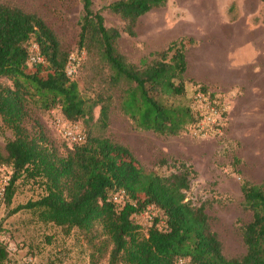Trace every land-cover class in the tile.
Segmentation results:
<instances>
[{
    "label": "trees",
    "instance_id": "1",
    "mask_svg": "<svg viewBox=\"0 0 264 264\" xmlns=\"http://www.w3.org/2000/svg\"><path fill=\"white\" fill-rule=\"evenodd\" d=\"M80 1L77 51L95 53L107 67L109 86L119 92L120 110L140 129L166 136L187 131L200 118L194 93L209 91L186 77L185 52L197 41L179 36L151 52L155 56L151 63L142 58L139 64L129 62L116 45L122 31L135 36L138 18L168 0H113L101 8H95L93 0ZM104 10L118 15L123 27L107 26ZM32 42L42 61L28 62ZM69 61L70 53L43 18L0 2V79L8 81H0V116L12 132L5 156L0 154L11 171L2 204H11L20 178L43 186L37 199L18 204L9 213L32 210L42 221L66 231L76 227L91 233L99 224L105 243L91 253L90 264H97L108 245L109 264H264V178L241 182V205L251 216L240 228L246 251L241 257H227L204 205H196L187 195L190 174L195 173L190 164L174 159L175 170L160 175L144 170L127 146L90 131L84 142H69L59 152L40 125L29 129L25 122L30 106L43 110L59 106L66 120L86 123L99 106L100 127L108 125L109 100L82 96L73 74H67ZM188 83L194 87L189 102ZM150 206L160 215L143 233L135 216ZM6 256L0 246V264Z\"/></svg>",
    "mask_w": 264,
    "mask_h": 264
},
{
    "label": "rangeland",
    "instance_id": "2",
    "mask_svg": "<svg viewBox=\"0 0 264 264\" xmlns=\"http://www.w3.org/2000/svg\"><path fill=\"white\" fill-rule=\"evenodd\" d=\"M113 0H93L95 8H101ZM27 12L39 15L57 35L61 47L75 56L73 79L78 83L84 97L102 95L110 103L109 122L100 127L99 106L94 109L93 119L66 120L59 106L48 110L29 107L25 124L33 130L40 125L48 141L59 152L71 144L62 129L66 125L81 130L85 135L103 136L127 146L141 167L160 175L174 171L173 160L190 164L195 173L190 174L188 197L196 205L203 204L209 217L211 229L222 244L227 257H241L246 249L241 236V226L250 220V212L242 208L240 185L243 180L258 183L264 178V120L256 123L251 116L248 129L231 130L229 113L221 125L203 136L180 131L166 136L151 130L135 127L119 108V92L109 86V71L93 52L77 51L80 0H0ZM105 23L121 29L123 20L109 10H104ZM238 20L248 26L264 27V1L259 0H168L165 6L153 8L140 16L134 27L135 36L121 32L116 42L118 50L129 62L139 64L142 58L151 63L155 58L151 52L164 48L168 42L179 36H191L197 43L186 49V59L194 68V59L199 58V48L216 42V36L209 34L218 26L227 27ZM260 31L255 33L261 36ZM263 33V32H262ZM209 34V35H208ZM201 49V48H200ZM257 53L260 54L262 49ZM255 63V62H254ZM260 71L261 61L256 64ZM1 82H8L0 79ZM193 85L188 83L186 100L189 102ZM227 105L226 99L213 92ZM110 97V98H109ZM12 137L10 129L4 126L0 116V154L5 156V143ZM6 168L10 170L2 159ZM11 204L0 205V246L7 252L1 264H26L31 256L34 264H90V255L95 248L104 245L101 226L96 224L91 233L74 227L66 231L51 222L42 221L32 210H20L10 214L17 206L35 200L43 193V186L32 179L20 178L15 184ZM160 215L151 206L137 214L135 220L141 224L142 232L151 224L155 215ZM161 225V223H160ZM95 235V236H94ZM108 245L97 264H109Z\"/></svg>",
    "mask_w": 264,
    "mask_h": 264
},
{
    "label": "crops",
    "instance_id": "3",
    "mask_svg": "<svg viewBox=\"0 0 264 264\" xmlns=\"http://www.w3.org/2000/svg\"><path fill=\"white\" fill-rule=\"evenodd\" d=\"M209 34L216 36V42L200 46L194 68L187 61L186 77L222 95L227 101L231 130L246 131L251 116L256 123L264 120V68L255 71L259 61L264 64V27L236 20L227 27L211 29Z\"/></svg>",
    "mask_w": 264,
    "mask_h": 264
},
{
    "label": "built area",
    "instance_id": "4",
    "mask_svg": "<svg viewBox=\"0 0 264 264\" xmlns=\"http://www.w3.org/2000/svg\"><path fill=\"white\" fill-rule=\"evenodd\" d=\"M43 58L39 55L38 47L35 42L30 45V55L28 62L34 63L42 61ZM75 56L70 55V61L67 65V74L72 75L75 72L76 65L74 63ZM194 100L196 107L199 111V119L188 126V132L194 136H203L211 132V129L221 125L225 120L227 114V105L220 101L216 95L210 90L207 93H203L197 90L194 93ZM62 132L66 139L70 142H84L86 135L80 130H76L71 125H66ZM11 171L4 165L0 164V205L4 200L6 189L10 180ZM118 193H115L113 198L118 200ZM26 264H34L33 258L28 256L26 258Z\"/></svg>",
    "mask_w": 264,
    "mask_h": 264
}]
</instances>
